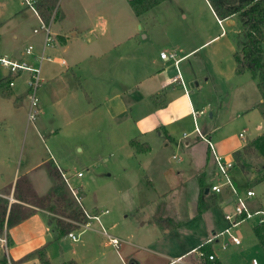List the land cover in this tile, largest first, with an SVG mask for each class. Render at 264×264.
Listing matches in <instances>:
<instances>
[{"label":"crops","instance_id":"crops-1","mask_svg":"<svg viewBox=\"0 0 264 264\" xmlns=\"http://www.w3.org/2000/svg\"><path fill=\"white\" fill-rule=\"evenodd\" d=\"M120 1L128 12L113 17L108 10L96 16L81 12L69 29L61 9L55 31L48 25L50 42L45 43L46 32L34 30L36 36L27 45L33 46L35 56L43 52L51 59L43 61L40 70L41 95L51 99L50 136L66 134L74 140V149L80 140L87 141L79 151L95 152L107 169L99 188L109 201L101 207L95 201L90 211L86 209L78 192L82 189H74L69 178L68 185L63 181L58 168L65 171L55 164L52 153L34 159L33 141L27 142L31 127L46 152L47 147L28 119L27 78L18 80L23 73L13 76L7 71L0 78L10 76L13 83L7 95L0 94V198L8 201V209L17 204L29 213L6 229L9 257L11 253L16 264H40L32 255L42 248L51 264H174L187 258L188 264H208L193 251L226 227L224 214L231 204L226 193L209 191L217 172L210 147L195 128L226 159H233L235 152L264 133L255 109L261 102L256 83L248 72H235V40L242 30L237 16L218 18L202 0L197 3L206 8V15L196 12L193 0H163L137 17L129 7L131 0ZM168 1L178 8L177 15L159 12ZM11 10L8 0H0V44L5 47L0 57L25 60L27 47L18 49L11 43L18 35H8V25L16 18ZM162 52L174 53L178 64L161 60ZM193 110L203 111L196 121ZM235 123L242 129L232 135ZM248 128L251 139L245 135ZM106 150L113 162L104 157ZM78 173L70 177L82 178ZM19 182L23 186L17 191ZM262 184L256 182L247 190L256 192L254 186ZM59 185L76 209L81 205L90 214L108 211L102 222L119 240L117 250L96 224L76 242L68 234H58L57 221L76 222L69 210L59 211L54 199L42 206L35 198L50 195ZM249 206L253 211L264 209V194L256 199L255 193ZM245 223L250 227L245 233L239 230L241 245L205 250L213 252L220 264H251L253 259L264 264V251L254 234L258 220Z\"/></svg>","mask_w":264,"mask_h":264},{"label":"rangeland","instance_id":"rangeland-1","mask_svg":"<svg viewBox=\"0 0 264 264\" xmlns=\"http://www.w3.org/2000/svg\"><path fill=\"white\" fill-rule=\"evenodd\" d=\"M80 5L77 6L76 0H58V11L60 13L61 9L63 11H66V20L64 22V25L69 29L74 25L75 23V15L77 16L79 13H88L92 16H96L97 13L108 10L110 12L111 16H115L117 12H128V7L121 6L122 1L120 0H79ZM10 4L11 13L15 15L16 18H13L9 26V33L11 34H17L18 40L11 41L12 44H14L18 49H24L27 47L28 43L31 42L30 37L36 36L34 35L33 31L37 30L39 34H43V30L40 29V22H38L37 18L34 17L33 13L30 9L25 8L20 5L19 0H8ZM204 5H207L205 1L202 0ZM193 6L196 7V12L203 13V15H206L208 12L206 11V8L203 6H200L197 3V0H193ZM210 9L213 11V13L218 17L222 18L220 15V12L216 8L215 0H210L209 5ZM161 13L167 14V15H177L179 13L178 8L174 5V2H167L163 8L160 9ZM81 13V14H82ZM124 16V15H123ZM59 14L55 17V14L52 16V19L50 21V28L51 32L55 31L57 28ZM48 24V25H49ZM8 30V29H7ZM15 31V32H13ZM33 41V40H32ZM34 45V44H32ZM4 44H0V55L4 51ZM264 48V44H263ZM26 62L30 65L38 66L36 62L33 61V57H26ZM33 61V62H32ZM2 72H0V78L2 76V73L6 71L5 69L0 68ZM24 77L18 80H28V73L22 74ZM17 78V77H16ZM15 78V79H16ZM14 79V80H15ZM254 84V83H253ZM256 90V86L252 85V96L251 99L254 98V94ZM49 95V94H48ZM37 98L39 103V109H41V113L37 116L36 120L34 121V124L37 126V130L39 134L41 135V138L44 140V143L47 147V152L45 148L39 142L38 137L35 135L32 136V127L29 129L28 135H27V142L33 141L31 150L33 153L34 159H43L48 158V154H53L54 157H56V160L61 158L62 161L55 160V164H57L58 167H60L62 170L64 169L65 174L67 175V178L70 180V184L74 189L82 191L79 192V196L84 199L83 204L86 207V209L89 211L92 209V207L95 205V201L98 202L96 204V207H101L103 203H106L109 201V198H106L105 195H103V191L101 188H99L102 185L103 179L101 178V174L104 173L107 169L104 167L102 162H98L97 155L95 152H89L86 148H82L83 151H79V148L86 146V142L84 140L78 139L79 148L74 149V140L70 139L66 134H63L62 132L57 133L55 136H50V130L53 128V119H52V107H51V99L50 96L43 97L41 95V84L37 91ZM235 123L233 127L231 128L232 135L241 131L242 128H239L238 125ZM254 127V124H253ZM255 128V127H254ZM2 132V129L0 130ZM252 133L251 128H248V132L245 133L246 136H248L249 139H251V136H249V133ZM22 134L23 137V132ZM94 151V150H93ZM111 154L109 150H106L105 158L108 159L109 162L114 161V156H109ZM114 155V154H113ZM94 161H97V164H94ZM59 163V164H58ZM243 164L245 165V171H242L239 167L236 166V171L231 173V179L233 182L237 184V188L244 193L248 188L252 187V184H255L256 182H259L262 176V162L257 158H248L243 161ZM50 168H53L52 164H49ZM55 168V167H54ZM53 168V169H54ZM54 175L57 176L58 172L54 169ZM81 173L82 178H74L70 177L75 175L76 173ZM60 174V173H59ZM234 174V175H233ZM61 176V174H60ZM235 176L238 177V180H235ZM20 184V185H19ZM21 182L18 183L17 191H20ZM23 186V185H22ZM256 190V199H260L264 194V184L262 185H256L254 186ZM15 188V186H14ZM24 191L27 190V188H22ZM102 203V204H101ZM231 207H229L227 210L231 211ZM227 211V212H229ZM250 223L243 224L239 230L245 233L246 229H249ZM247 231V230H246ZM213 245V249L215 252H219L220 246ZM10 261L12 264H16L13 260L14 257L10 253ZM189 259H184L183 262H177L174 264H188Z\"/></svg>","mask_w":264,"mask_h":264},{"label":"trees","instance_id":"trees-1","mask_svg":"<svg viewBox=\"0 0 264 264\" xmlns=\"http://www.w3.org/2000/svg\"><path fill=\"white\" fill-rule=\"evenodd\" d=\"M162 1L131 0L129 1V7L134 15L139 17L160 5ZM215 4L222 18L237 16L239 19L242 30L235 40V72L237 75L248 72L255 81L261 97V102L255 109L264 123V0H215ZM35 7L39 18L45 25L50 23L54 14L55 17L59 14L58 0H38ZM11 80L12 77L10 76L0 80V94H8V86ZM131 145L134 146L135 144L131 142ZM252 157L262 162V176L259 182H264V133L249 141L240 151L233 154L235 166L242 171H245L243 161ZM35 199L42 203V206L54 199L59 211L62 210V213H65L64 211L69 210L68 215L76 222L75 224H68L57 221V231L61 236L76 231L80 225L85 223L82 210L75 208V202L68 198L64 188L60 185L56 186L50 195ZM53 210L51 207L50 211ZM198 210H202V205L199 204ZM28 216L29 213L22 206L12 204L8 209V201L0 198V232L3 231L4 227L8 230ZM254 234L264 251V223L254 228ZM207 253H210V250ZM32 256H36L40 264H51L44 248L35 251ZM0 264H6L5 260H0ZM208 264L220 263L215 259L208 261Z\"/></svg>","mask_w":264,"mask_h":264},{"label":"built area","instance_id":"built-area-1","mask_svg":"<svg viewBox=\"0 0 264 264\" xmlns=\"http://www.w3.org/2000/svg\"><path fill=\"white\" fill-rule=\"evenodd\" d=\"M20 4L30 9L36 16L38 13L36 11V3L38 0H19ZM208 5L210 0H204ZM39 17V16H38ZM40 19V18H39ZM220 23V21H219ZM40 29L46 32L45 43L50 42V34H49V26L45 25L40 19ZM35 33L37 30L34 31ZM33 46H28L25 50V54L28 57H33L34 62L38 64V66L30 65L26 62V60H11L10 58L4 56L0 57V68L5 69L9 75H16L18 73H28L27 87H28V99L30 101V109L28 113V119L32 123L36 120L39 114V103L37 98V91L41 84L40 70L41 64L43 61H51L50 58L44 56L43 52L35 56L33 53ZM160 59L163 61H173L175 64H178V60L176 59V55L174 53H165L162 52L159 55ZM180 79L179 77L173 79L172 81H177ZM10 86L13 85L11 82ZM203 115V111H192L191 116L194 121L198 117ZM195 132L199 138L206 141L210 147L211 156L213 159V163L217 172V181L215 184H212L209 187V191L212 194L220 195L222 193H226L228 195L227 200L231 204V211L226 212L224 214V220L226 222V227L220 232H215L210 235L207 240L197 249L193 251L196 253L200 259H207L208 261H213L216 259L215 254L207 253L204 249L208 246L219 245L222 250L226 249L228 244H234L236 246L241 245V235L239 232V227L248 221L253 219L258 220L259 224L264 223V209H258L256 211L251 210L249 206L250 200L255 198V192L251 189L246 190L242 193L234 182L231 179V171L235 167V162L233 159H226L214 151L211 143L207 140L196 127ZM239 137L244 140V133H241ZM59 173L63 181L68 185V178L66 174H64L59 168ZM78 176H81V173H78ZM72 196L75 201L80 205L79 199L76 197L73 190H71ZM83 215L85 217V223L80 225L76 231H72L68 234V237L76 242L78 241L80 235L88 230L93 228V224H96L98 227V231L105 238H107L108 243L115 248L116 250L119 247V240L112 236L102 222V217L108 214L107 210L99 211L94 214H90L86 210L82 208L80 205ZM0 260H5L6 264H12L10 261L9 253H8V241L6 236V227L3 228V231L0 232ZM180 260V259H179ZM251 264H258L256 259L251 261Z\"/></svg>","mask_w":264,"mask_h":264},{"label":"water","instance_id":"water-1","mask_svg":"<svg viewBox=\"0 0 264 264\" xmlns=\"http://www.w3.org/2000/svg\"><path fill=\"white\" fill-rule=\"evenodd\" d=\"M206 194L208 193V191L206 190V192H205Z\"/></svg>","mask_w":264,"mask_h":264}]
</instances>
